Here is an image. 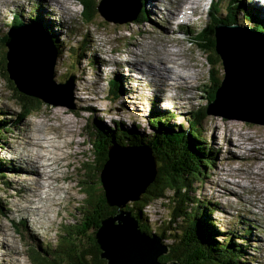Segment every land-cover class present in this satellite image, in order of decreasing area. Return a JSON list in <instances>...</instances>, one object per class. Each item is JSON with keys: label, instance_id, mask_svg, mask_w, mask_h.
I'll return each mask as SVG.
<instances>
[{"label": "rangeland", "instance_id": "374dc122", "mask_svg": "<svg viewBox=\"0 0 264 264\" xmlns=\"http://www.w3.org/2000/svg\"><path fill=\"white\" fill-rule=\"evenodd\" d=\"M96 1L97 6L100 0ZM155 1V10H150L148 2L145 3L142 0V8L145 10L142 17H138V20L120 23L106 20L98 10L91 21H85L80 13L84 7L82 0H59L62 8L63 3L68 6L67 12L62 17L58 15L59 4L51 9L48 6V1L7 0L5 4H0V39H8L6 34L10 26H14L11 20L15 14L26 21L22 24H32L40 30H42V26H45L49 36L53 34L57 37L59 45V48L56 49L53 79L64 81L70 72L75 75L72 90L74 109H66L67 107L63 105L43 103L39 110L28 116H20L17 101L19 95L11 88L9 81L3 78V71L0 67V113H4L1 114L6 117L4 119L11 121L10 130L2 134L0 141V163L5 165V168L0 167V173L4 175L0 176V264H34L32 258L36 259L34 257L37 256L46 262L49 259H55V257H60L61 260L68 250L65 246L77 243L73 238L60 236V234L72 228L73 223H78L82 213L88 211L82 215V218L90 213V208L83 210L82 206H86L83 199L86 196L91 199L101 190L98 174L96 175L94 169L92 148L88 142L89 136L101 139L102 136H105L104 133L114 130L111 126L112 120H124L123 118L127 119L129 123H138L139 126H141L139 123H143L145 129L139 133H150L147 121L148 118L155 115H161L160 119L165 117L169 119L170 123L175 125L181 123L186 127V120L195 112L204 114L197 131L206 141L205 145L211 146L216 153L213 156V164L207 172V177H202L201 181L196 183L197 189L194 197H200L202 202L210 201L212 209L209 210L210 213L206 214L205 218L208 222L215 223L217 233L220 234L216 236L217 240L222 241L226 235V237H232L231 242L239 245L242 252L235 256L240 257L236 264H264V125L223 118L204 112L212 87L211 66L207 61V56L211 53H206L199 47L200 39L197 36L194 37V31L200 30L201 24L205 25L209 20L208 5L210 0H197L202 1V8L200 11L194 12L193 15L189 14L187 25L176 29L175 20L170 22L173 32L166 37L168 44L171 47L174 46L170 48L172 50L180 49L181 59H186V62L191 64L196 72L194 78H188L189 80L186 82L188 86H180L175 71L174 80L167 77L163 82L164 86L162 84L163 89L158 87L161 81L156 74L153 85H150V81L142 80L141 82L137 79L138 77L132 75L127 65L134 62L142 64L141 59L147 60L152 57V51L154 52L158 47V42L154 39L165 33L163 27L167 23L162 16L166 14L169 19L171 16L165 11V7L173 11L174 6L179 5L182 0H178V3L176 0ZM218 1L220 2L218 4L220 13L226 14L227 12L229 14L233 11L226 5L228 0ZM234 1L239 5L241 2L248 4L247 10L243 6L234 10L238 16H236L237 19H240L243 25L247 26V22L252 24L245 20L244 11L258 15L260 19L264 20V4L261 0ZM68 2L70 6L67 4ZM180 8L181 6L179 10ZM32 20H36L42 26L39 28ZM200 22L202 23L200 24ZM35 28H33L34 31ZM186 29H189L188 33ZM199 37L205 42L208 41L203 33ZM133 40L140 43V47H138L140 56L135 53L138 44ZM2 51L3 47L0 45V58ZM137 57L139 60L136 59ZM217 68L218 66H213L211 71L216 73ZM152 71L155 73L154 70ZM177 71L180 72V77L182 74V77H188L190 74L186 66H182ZM153 72L145 73L146 77L150 79L148 74L151 73L153 76ZM80 74L82 76H79ZM221 75L222 67L219 64L217 77L220 79ZM111 78L118 81L116 88L118 96L116 97H111L108 94ZM167 81L173 82V85H167ZM126 99L134 100L133 102L122 101ZM85 101L89 107L80 108L79 105L85 104ZM181 102H183V106L179 107ZM154 113L156 114L154 115ZM94 117L96 120L92 126ZM66 129L71 135L62 133ZM47 130L50 132L49 139L46 140L44 137L39 141L38 136H42V132ZM22 132H26L24 139L29 140L31 137L32 142L37 139V145L40 144L44 148L45 151H42L40 146L37 147L41 154L46 152V156L41 157V160L44 167L50 170L49 175H55L56 181L51 182L52 187L56 185L62 186L61 190L65 189V191L55 194L59 197V201L56 198L50 205L47 201L48 196L43 197L44 193L41 195L43 203H41L42 207L38 205V208L42 209L43 215L39 216L38 211H35V214L38 215V222L40 218L43 221L41 220L36 228L29 215L25 220L21 216L22 214L16 211L17 208L28 209L29 205L33 203L21 201L22 197L29 192L23 187L25 183H21V179L26 176V173L15 168L19 162L13 158L18 153L6 145L7 142H10L14 148L28 145V142L23 141V143L17 139V136ZM113 136L117 141L131 139L121 131H115ZM92 137L91 140H93ZM128 145L124 144L123 146L131 147ZM114 152L116 155L119 153L117 149ZM142 153L146 155L144 151ZM256 155H258L257 158ZM12 156L14 157L12 158ZM223 182L225 183L223 184ZM217 183L234 189L235 193L217 186ZM135 191L137 190L135 189ZM34 195L37 194L31 195V197H35ZM23 203L26 204L23 205ZM27 204L29 205L27 206ZM144 207L143 211L145 210L147 214V223L148 226L151 225V229L156 228L159 223L164 224L168 221L170 206L166 198L165 200H154ZM252 213L256 217H253ZM37 232L38 235L39 233L43 235V242H40ZM76 234L79 233L76 232ZM78 239L81 242L82 236ZM50 243L54 247L59 244L61 248L51 250V253L48 254L43 252L45 247L51 248ZM62 247H64V251ZM229 255L234 256L233 254Z\"/></svg>", "mask_w": 264, "mask_h": 264}, {"label": "trees", "instance_id": "16d2710c", "mask_svg": "<svg viewBox=\"0 0 264 264\" xmlns=\"http://www.w3.org/2000/svg\"><path fill=\"white\" fill-rule=\"evenodd\" d=\"M96 2V0H82L84 7L80 13L85 21L89 22L96 16ZM219 3L218 0H215L208 5V28L204 27L194 31L195 35L200 39V42H198L200 43L199 47L206 53L210 52L212 54V56H210L211 54L207 56V61L211 66L210 80L212 83L208 102L212 101L216 88L220 85V79L217 77L220 58L214 50L215 35L213 27L218 23L243 25V22L237 19L234 10H238L240 6H243L247 10L248 6L245 2H241V5H239L234 0H228L226 5L233 11L229 14L227 12L223 14L220 13L219 6H216ZM143 13H145V10L141 8L135 20H138V17H142ZM243 15L255 28L264 31V20L260 19L257 15L250 14L248 11H244ZM20 18V16L15 14L11 20L12 24L19 23ZM32 22L39 28L42 26L36 20H32ZM42 30L48 31L45 26H42ZM186 32L188 33L189 30H186ZM202 33L208 38L207 42L199 37ZM49 37L52 39L55 48L58 49L57 37L53 34H50ZM0 40L4 41V39ZM209 41L210 43H208ZM0 45L4 47L2 43ZM3 51L5 52V48ZM4 64L5 58L2 52L0 67L3 71V78L9 81L11 88L19 95L17 101L20 116H28L30 113L39 110L43 102L35 97L19 93L13 83L7 78ZM213 66H218L216 73L215 71H211ZM117 85L118 81L111 78L108 89V94L111 97L118 96L116 92ZM1 114L4 113H0V116H2L0 117V141L2 140V134L11 128V121L4 119L6 117ZM160 116L155 115L152 118H148L147 127H150V133H139L143 132L142 129H145L144 124L139 123L141 124L139 126L138 123H129L127 119L123 118L125 121L122 119L112 120L111 126H113L114 130L104 133L103 135L105 136H102L101 139L100 137L90 136L93 138L91 148L96 175L99 174L100 168L107 158V149L111 142H115L116 144L121 143L120 145L122 146L124 144H129L128 146H137L139 144L149 146L152 151L151 153L156 159V175L146 191L141 194L140 199L129 202L126 208L136 217L142 232L156 233L161 237L163 242L169 244L168 253L161 255L160 260L169 261L177 257L183 261V264H236V261L240 257L235 256L242 252L239 245L233 243V241L231 242L232 237L228 235V237L224 235L222 241L217 240L218 231L215 228V223L205 220L206 214H209V210L212 209L210 201L202 202L200 197H194L195 190L197 189L196 183L200 182L201 178L207 175L208 170L211 169L213 164V156L216 153L215 150H212L211 146L205 145L206 141H204L197 131L204 114L195 112L193 117L191 116L186 120V127L181 123L179 125L170 123L169 119L165 117L160 119ZM95 120L96 118L94 117L92 126H94ZM115 131L124 132L131 139L117 141L113 136ZM211 151L212 155L210 154ZM0 167L5 168V165L0 163ZM0 176H4L3 173H0ZM165 198L170 206L168 221L164 224L159 223L156 228L151 229V225L148 226L147 214L145 210L143 211V208L154 200H165ZM83 203L86 204V206H82L83 210L90 208V213L86 214L83 218L82 215L88 211L82 213L78 223H73L71 225L73 226L72 228L60 234V236L73 238L77 243L65 246L68 250L64 253V258L61 260L60 257H55V259H49L46 262L40 256H37L34 257L36 259L32 258L34 264H106V261L100 257V249L95 238V231L104 218L114 213L115 208L107 204L102 189L91 199L86 196L83 199ZM205 207L208 209H205ZM91 228L93 229L89 232ZM76 232L79 234H76ZM80 236H82L81 242L78 241ZM242 243L244 244L243 241ZM236 244L239 248H236ZM59 248H61L59 244H56L55 247L51 244V248L45 247L43 252L48 254L51 253V250ZM62 250L64 251V247H62ZM229 254H233L234 256H230Z\"/></svg>", "mask_w": 264, "mask_h": 264}, {"label": "water", "instance_id": "95a60500", "mask_svg": "<svg viewBox=\"0 0 264 264\" xmlns=\"http://www.w3.org/2000/svg\"><path fill=\"white\" fill-rule=\"evenodd\" d=\"M140 8V0H100L97 4L98 12L115 23L135 20ZM33 28L20 21L7 31L4 45L8 78L20 93L74 109V73L64 81L53 79L56 48L49 36L43 37L42 30ZM214 30L222 75L214 99L206 104V113L264 125V33L239 24L218 23ZM88 142L92 147L90 136ZM108 148L98 179L107 204L115 211L95 231L100 257L106 264H183L177 257L159 260L168 253L169 244L164 245L156 233L142 232L136 217L126 208L129 201L140 198L156 175L151 148L116 143Z\"/></svg>", "mask_w": 264, "mask_h": 264}, {"label": "bare ground", "instance_id": "6f19581e", "mask_svg": "<svg viewBox=\"0 0 264 264\" xmlns=\"http://www.w3.org/2000/svg\"><path fill=\"white\" fill-rule=\"evenodd\" d=\"M7 0H0V4H5ZM42 1H48L49 4L48 6L53 9L55 7L56 4H59L60 8H59V13L58 15L60 17H62L64 15L65 12H67V5H65L66 3H63V8L61 7L62 4L60 5L59 3V0H42ZM145 3L148 2V6L150 8V10H155L154 7H155V0H144ZM152 1V2H151ZM174 1V0H173ZM215 0H210L209 1V5L211 4V2H213ZM64 2V1H63ZM75 2V1H74ZM169 2V1H168ZM261 2L264 4V0H261ZM176 3H178V0H176ZM175 3V4H176ZM180 4L177 5V9L176 7L174 6V10L172 11L170 8L168 7H165V11H167L168 13L171 14L170 16V19L167 18L166 14L164 16H162L164 19H165V22L167 23L165 25V27H163L165 33L161 34V35H158L154 40H157L158 42V47L157 49L153 52L152 51V57L148 58L147 60H142V64H139V62H134L133 64H128L127 67L131 70V73L134 77H138L137 79L139 81L142 82V80H145V81H150V85H153L154 84V79H155V74L157 75V77H159V80L161 81V84L158 86L160 89H163L162 87V84L163 82L167 79V77H171L170 80H174V77H173V74H174V71H175V76L179 79V83H180V86L183 85V86H188V84L186 83L187 80L190 79V77H193L195 76V70L193 69V66L191 64H188L186 62V59L182 60L181 57L179 55H181V51L180 49H177V50H172L171 47L168 42L166 41V37L168 35H170L173 30H171V27H170V22H173L174 20H177L179 24L183 23V22H186L188 19H189V14H194V12H197V11H200V9L202 8V1H197V0H182L181 2H179ZM69 5V2L67 3ZM75 4V3H73ZM169 4V3H168ZM171 4V3H170ZM70 6V5H69ZM152 6V7H151ZM181 6L180 10H179V7ZM218 7V5H216ZM73 7V6H72ZM156 8V7H155ZM62 9V10H61ZM71 9V8H70ZM120 10V7L117 8V11ZM73 11V10H72ZM164 11V12H165ZM56 12V11H55ZM236 12V11H235ZM150 13V12H149ZM150 16V15H149ZM258 16V15H257ZM51 17V16H50ZM68 17V16H67ZM238 17V16H237ZM153 18V17H152ZM249 19V18H247ZM28 20V19H27ZM235 20V19H234ZM246 20V19H245ZM244 20V22H245ZM251 20V19H249ZM21 22H26L25 20H23V18H21V20H19ZM72 22V21H71ZM75 23V22H74ZM202 22H200L201 24ZM201 28H208L209 26V20L206 22V24H201ZM216 25H214L215 27ZM213 27V29H214ZM247 27L249 29H252L253 31H257L259 33H264L262 30H259L255 27H253L252 24H248L247 22ZM48 28V27H47ZM200 28V29H201ZM254 28V29H253ZM186 30H189V29H186ZM145 31V30H144ZM215 32V30L213 31V33ZM211 33V32H210ZM84 34V33H83ZM43 37H48L49 36V32L46 31L44 32L43 31ZM196 36V35H195ZM97 38V37H96ZM171 38V37H170ZM176 38L178 39V37L176 36ZM206 38V37H205ZM88 39H90V37H88ZM168 40V39H167ZM170 40V39H169ZM134 42H136L138 44V46L136 47V54H138V56H140V50L138 47H140V43L136 40H133ZM172 41V40H171ZM3 44L4 46V43L2 40H0V44ZM93 43V42H92ZM156 43V41H155ZM210 43V41L208 42ZM174 44V43H173ZM91 45V44H89ZM131 45V44H129ZM176 45V44H175ZM131 46H135V45H131ZM171 47V48H170ZM177 47V46H176ZM217 46H215V43H214V50ZM4 49V47H3ZM3 53H5L4 51H2ZM144 53V52H143ZM64 56V55H63ZM148 56V55H147ZM139 57H137L136 59H138ZM75 59V58H74ZM139 60V59H138ZM65 62V61H64ZM63 62V63H64ZM77 62V61H76ZM100 62V60H99ZM110 64V63H109ZM220 64H221V61H220ZM105 65V64H104ZM186 66L187 69H189L190 71V74L189 76H183L181 75L180 77V72H178L177 70H179L182 66ZM102 67V66H101ZM148 67V68H147ZM111 69V68H110ZM154 70L155 73L152 71ZM153 72V76H151V73L148 74L149 78L148 79L146 77L147 72ZM188 71V72H189ZM129 73V72H128ZM186 73V72H185ZM79 76H82V74H80ZM189 78V79H188ZM83 79V78H82ZM123 80V79H122ZM81 83V82H80ZM190 83V81H189ZM84 84V83H83ZM167 85H173V82H170V81H167L166 82ZM164 86V84H163ZM89 87V86H88ZM189 87H192V86H189ZM126 88V87H125ZM134 89V88H133ZM89 95V94H88ZM134 99H126V100H122L123 102L124 101H129V102H133ZM177 101V100H176ZM183 102H181V104L179 105V107H182ZM92 105V104H91ZM134 105V104H133ZM63 107V106H62ZM80 108H84V107H89V105L87 104V101H85V104H80L79 105ZM138 107V106H137ZM175 107V106H174ZM65 108V107H64ZM68 109V108H66ZM90 109V108H89ZM175 112V111H174ZM94 113V112H93ZM178 113V112H177ZM183 116V115H182ZM196 116V115H194ZM143 117V116H142ZM193 117V116H192ZM12 119V118H11ZM18 122V121H17ZM13 124V123H12ZM230 126V125H229ZM45 129V128H44ZM64 130V129H63ZM66 132V133H65ZM25 133L26 132H22L21 135L17 136V139L20 140L21 142L23 141H26L28 142V145L26 146H16L15 148L13 147V145L10 144V142L6 143V145H8L12 151L18 153L17 156H12L13 159H15L16 161L19 162V165L15 166L16 169H21L22 172H25L26 173V176L21 179V183L24 182L25 184H23V187L25 188L26 191H29L27 192V194L25 196H23V200L21 201H24L26 203H33L32 205H29L27 204V206L29 205V208L26 209V208H17V213L19 214H22L21 216L24 217L25 219L28 218V215H29V218L30 220L32 221V223L34 224V227L36 228V226L38 225V223L42 220L40 218L39 222H38V219H37V216L39 215H43L41 213V210L40 208H38V205H41L42 207V204L43 203V199H42V194L44 193L43 197L44 196H48V205H50V203H53L56 198H58V201H59V197L55 196V194H58L60 191H65L64 190H61L62 186H53L52 187V181H56V179H54V176L52 175H49V171L50 170H47L44 165L42 164V160H41V157L44 158L46 156V152L45 154H41L38 150V146L41 147L42 151H45L44 148L42 147V145H37V139H39V141H41L44 137L46 138V140L49 139V135H50V132L47 131H43L42 132V136H38L37 139H34V141L32 142L30 140L31 137H29V140L27 139H24L25 138ZM62 133L65 135H71L69 130L66 129L65 131H62ZM45 134H48V135H45ZM119 136V135H118ZM54 137V136H53ZM70 137V136H69ZM117 137V136H116ZM66 138V136H65ZM24 139V140H22ZM68 139V138H66ZM24 143V142H23ZM45 143V142H44ZM65 143V142H64ZM76 143V142H75ZM243 143V142H242ZM43 144V143H42ZM111 144H115V142H111L109 145ZM121 144V143H120ZM51 145V144H50ZM46 146V145H45ZM50 148V147H49ZM59 149V148H58ZM108 151L110 150L109 148L107 149ZM251 150V149H249ZM44 153V152H42ZM54 153H56L54 151ZM11 154V153H10ZM59 154V153H58ZM57 154V155H58ZM210 154H212L210 152ZM55 156V155H54ZM229 156V155H228ZM51 157V156H50ZM57 157V156H55ZM258 157V155H256V158ZM47 158V157H46ZM49 158V157H48ZM106 158V157H105ZM24 159V160H23ZM52 159V158H51ZM53 161V160H52ZM6 162V161H5ZM3 164V163H2ZM207 177V176H206ZM38 180H40L41 182H39ZM38 181V182H37ZM225 182H223L224 184ZM221 183H217V186H221L223 187L225 190L226 189H229L227 186L223 185ZM223 185V186H222ZM102 189V188H101ZM211 190V189H210ZM209 190V191H210ZM103 191V190H102ZM229 192H234L235 193V190L230 188L229 190H227ZM33 194H37L35 197H31V195ZM229 194V193H228ZM213 195V194H212ZM46 196V197H47ZM224 196V195H223ZM226 196V195H225ZM224 198V197H223ZM35 199V200H34ZM20 200V199H19ZM46 201V202H47ZM18 204H22V203H19L17 202ZM25 203V204H26ZM63 203V202H62ZM69 203V202H68ZM23 203V205H25ZM64 204V203H63ZM259 205V204H258ZM17 206V205H16ZM67 206V205H66ZM18 207V206H17ZM21 207V206H20ZM234 208V207H233ZM205 209H208L207 207H205ZM35 211H38L39 214H35ZM257 211V210H256ZM16 213V214H17ZM44 213V212H43ZM251 214V213H250ZM252 216L253 217H256V215L254 213H252ZM264 217V216H263ZM18 218V217H17ZM207 221V219H205ZM43 221V220H42ZM261 226V225H260ZM32 232V231H31ZM221 232V231H220ZM218 235H220L219 233H217ZM42 234L39 233L38 235V232H37V237L40 239V241H44L43 238H42ZM33 241V240H31ZM34 243V241H33ZM160 260V258H159Z\"/></svg>", "mask_w": 264, "mask_h": 264}, {"label": "clouds", "instance_id": "9594fccd", "mask_svg": "<svg viewBox=\"0 0 264 264\" xmlns=\"http://www.w3.org/2000/svg\"><path fill=\"white\" fill-rule=\"evenodd\" d=\"M140 1H141V0H140ZM96 8H97V6H96ZM138 15H139V14H138ZM138 15H137V16H138ZM136 18H137V17H136ZM20 19H21V18H20ZM174 22H176V24H177L176 29L179 28V27H181L182 25H187L186 22H183V23H181V24H179L177 20H175ZM222 24H223V23H222ZM194 34H195V33H194ZM4 41H5V39H4ZM4 41H3V43H4ZM4 47H5V45H4ZM5 48H6V47H5ZM5 51H6V49H5ZM5 62H6V59H5ZM220 65H221V64H220ZM5 71H6V69H5ZM6 74H7V72H6ZM69 74H70V73H69ZM69 74H68V75H69ZM68 75H67V76H68ZM7 78H8V76H7ZM66 78H67V77H66ZM66 78H65V79H66ZM8 79H9V78H8ZM65 79H64V80H65ZM9 80H10V79H9ZM10 81H11V80H10ZM11 82H12V81H11ZM12 83H13V82H12ZM219 84H220V83H219ZM13 85H14V84H13ZM14 87H15V86H14ZM216 89H217V88H216ZM16 90H17V89H16ZM19 93H20V92H19ZM212 100H213V99H212ZM46 104H48V103H46ZM205 107H206V106H205ZM141 124H143V123H141ZM142 194H143V193H142ZM140 196H141V195H140ZM139 199H140V198H139ZM139 199H138V200H139ZM145 213H146V212H145ZM23 218H24V217H23ZM25 220H26V219H25ZM104 260H105V259H104Z\"/></svg>", "mask_w": 264, "mask_h": 264}]
</instances>
